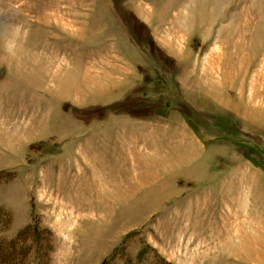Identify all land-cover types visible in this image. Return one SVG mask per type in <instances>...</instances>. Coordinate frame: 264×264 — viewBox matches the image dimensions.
<instances>
[{
    "label": "rangeland",
    "instance_id": "obj_1",
    "mask_svg": "<svg viewBox=\"0 0 264 264\" xmlns=\"http://www.w3.org/2000/svg\"><path fill=\"white\" fill-rule=\"evenodd\" d=\"M0 207L41 264H264V0H0Z\"/></svg>",
    "mask_w": 264,
    "mask_h": 264
},
{
    "label": "trees",
    "instance_id": "obj_2",
    "mask_svg": "<svg viewBox=\"0 0 264 264\" xmlns=\"http://www.w3.org/2000/svg\"><path fill=\"white\" fill-rule=\"evenodd\" d=\"M0 221L8 222L7 213L0 207ZM30 227L27 226L19 231L12 239L0 237V264H41L43 254L39 251L38 244L40 239H29ZM44 232L36 229V234ZM35 234L32 232V235ZM48 241L45 242L47 247Z\"/></svg>",
    "mask_w": 264,
    "mask_h": 264
}]
</instances>
